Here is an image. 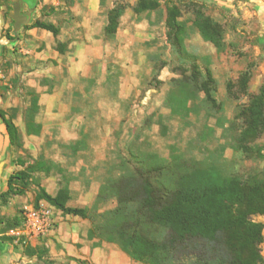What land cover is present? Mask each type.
<instances>
[{
	"label": "rangeland",
	"instance_id": "obj_1",
	"mask_svg": "<svg viewBox=\"0 0 264 264\" xmlns=\"http://www.w3.org/2000/svg\"><path fill=\"white\" fill-rule=\"evenodd\" d=\"M70 1L33 0L34 10L24 3L29 20L15 30L10 15L14 3L0 0V110L14 115L23 144L19 150L10 146L0 119V192L6 189L9 174L22 168L17 164L20 160L41 154L51 166L48 174L34 173L23 194L0 204V215L22 219L23 207L33 203L38 186L53 193L65 178L70 180L69 205L91 207L101 185L118 175V165L129 153H156L168 159L172 145L188 158L225 161L224 167L238 174L261 167L252 156L233 151L229 143L245 126L238 113L247 115L252 98L264 87V0H160L148 14L123 13L127 17L119 20L113 36L105 35L98 24L95 33L104 43L102 51H85L92 57L109 53L106 65L94 59L74 64L71 71L68 43L79 41L86 30L80 21L74 23L75 16L66 9ZM136 1L114 0L125 11ZM167 6L180 13L176 18L184 26L180 43L168 36ZM35 19L62 27L64 36L40 28L31 32L29 25ZM196 19L208 25L217 44L202 36ZM58 41L66 43L63 54L56 50ZM206 70L215 81L214 102H206L201 93L188 100V111L170 113L169 92H176L185 77H203ZM104 71L108 72L105 79ZM33 93L39 96V135H27L24 129L23 113ZM232 121V128L223 131ZM77 139L79 149L73 152L70 143ZM263 143L264 134L251 144ZM105 194L98 212L116 204L109 192ZM63 215H58L55 228ZM254 219L264 223V214ZM14 228L7 231L13 240L4 241L7 246L0 252V264H45L26 256L24 249L43 243L49 233L38 240H17L10 233ZM261 254L264 259V229ZM45 258L52 257L46 254Z\"/></svg>",
	"mask_w": 264,
	"mask_h": 264
},
{
	"label": "trees",
	"instance_id": "obj_2",
	"mask_svg": "<svg viewBox=\"0 0 264 264\" xmlns=\"http://www.w3.org/2000/svg\"><path fill=\"white\" fill-rule=\"evenodd\" d=\"M26 1L34 3L33 0ZM159 5L160 0H137L132 9L139 14L152 11ZM123 11L121 4H115L107 11L105 35L116 33ZM179 14L176 7L167 6L164 18L169 27L168 36H174L178 43L184 33L183 24L176 20ZM194 24L206 40L217 44L204 21L196 19ZM29 26L46 30L55 37L60 32L58 25L40 19H35ZM65 49L66 43L58 41L57 52L63 54ZM179 83L177 91L169 92L167 97L170 113L188 111V100L198 98L201 93L206 102H214L211 87L215 81L209 70L203 77H185ZM39 109V96L33 93L23 113L27 135H39L41 132L42 125L37 121ZM248 111L247 115L238 113V117L245 118V126L234 136L229 147L252 156L253 160L261 163L260 168L238 174L226 169L225 161L188 158L177 153V148L172 145L168 159L156 153H129V158L119 163L118 175L107 179L106 185H101L91 207L68 204L71 194L67 178L59 183L55 194L38 186L33 203L37 205L40 200H45L63 214L88 219L91 225L87 238L98 239L93 245L102 241L116 244L139 264H262L264 223L255 220L254 216L264 214V143H251L264 134V87L252 98ZM0 119L10 146L15 150L21 149L22 135L13 122L14 115L0 110ZM233 122L223 131L232 128ZM79 142L70 143L71 151L79 149ZM224 148L221 146V151ZM17 164L22 168L7 177L6 189L0 192L1 205H5L9 197L23 194L33 182L34 173L48 174L51 169L41 154L30 161L20 160ZM56 168L63 173L62 167ZM106 192L115 198L116 204L98 212L97 205L104 200ZM21 221V216L0 215V238L3 242L13 240L7 231ZM46 253L43 243L24 249L26 256L52 264V259L45 258ZM74 260L87 264L80 259Z\"/></svg>",
	"mask_w": 264,
	"mask_h": 264
},
{
	"label": "crops",
	"instance_id": "obj_3",
	"mask_svg": "<svg viewBox=\"0 0 264 264\" xmlns=\"http://www.w3.org/2000/svg\"><path fill=\"white\" fill-rule=\"evenodd\" d=\"M21 3L22 0H18ZM135 4V2H134ZM127 8L123 13H134L132 7ZM115 5L114 0H71L70 5L66 9H70V12L75 16L74 23L78 24L81 22L83 28L86 30L84 37H80L79 41H70L68 48L72 56H70V71L75 67L74 64L84 63L85 61L91 62L92 60H101L100 65H106L109 53H101V55H86L85 51L88 49L92 52L102 51V40L97 39L96 30L100 25L104 26L107 22V11ZM33 6V10H34ZM0 8L2 5L0 4ZM152 12V11H151ZM164 12V10H163ZM142 13L148 14L149 11ZM127 15H121L119 20L122 21ZM66 27L68 24L66 23ZM140 28L143 25L139 26ZM73 27L70 26V29ZM36 28L30 29L33 32ZM63 28H60V38L64 36ZM72 49V51H71ZM106 50V49H105ZM60 54V53H59ZM74 56V57H73ZM78 57V60L75 59ZM89 58H88V57ZM88 59V60H86ZM76 71L78 69H75ZM82 69L81 71H83ZM79 72V71H78ZM108 75V72L104 71L103 78ZM47 111V108H46ZM47 113V112H46ZM37 121H39L37 119ZM40 122V121H39ZM41 123V122H40ZM42 125V124H41ZM41 133V132H40ZM78 140V139H77ZM58 188L55 189V192ZM55 192L51 194H55ZM69 204V202H68ZM89 228L88 222L78 216L64 214L62 220L56 224V228L53 232L49 233V237L46 236L42 240L45 243L48 255L50 258H55L57 261L54 264H77L74 259H80L85 261L87 264H139L132 260L126 253L119 250L117 247L110 245L108 242L102 241L99 245H93L97 242V238L88 239L87 230ZM6 242L0 241V252L4 251Z\"/></svg>",
	"mask_w": 264,
	"mask_h": 264
},
{
	"label": "built area",
	"instance_id": "obj_4",
	"mask_svg": "<svg viewBox=\"0 0 264 264\" xmlns=\"http://www.w3.org/2000/svg\"><path fill=\"white\" fill-rule=\"evenodd\" d=\"M23 209L21 223L10 232L17 240L21 237L31 241L43 238L55 230V223L61 214L45 200H40L37 205H24Z\"/></svg>",
	"mask_w": 264,
	"mask_h": 264
},
{
	"label": "water",
	"instance_id": "obj_5",
	"mask_svg": "<svg viewBox=\"0 0 264 264\" xmlns=\"http://www.w3.org/2000/svg\"><path fill=\"white\" fill-rule=\"evenodd\" d=\"M20 10H21V3L17 1L16 3L13 4L12 12L10 14L13 19V26L15 30L20 28L22 25L27 23L29 20V14L26 13V14L21 15ZM0 174H1V168H0Z\"/></svg>",
	"mask_w": 264,
	"mask_h": 264
},
{
	"label": "flooded vegetation",
	"instance_id": "obj_6",
	"mask_svg": "<svg viewBox=\"0 0 264 264\" xmlns=\"http://www.w3.org/2000/svg\"><path fill=\"white\" fill-rule=\"evenodd\" d=\"M18 0H12L13 3L17 2ZM22 8L20 10V14L23 15V14H26L28 11H26L24 8H23V5H25L24 3H26V7L28 10H32L33 6H35V4H30L29 2H27L26 0H22Z\"/></svg>",
	"mask_w": 264,
	"mask_h": 264
}]
</instances>
